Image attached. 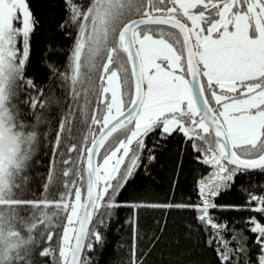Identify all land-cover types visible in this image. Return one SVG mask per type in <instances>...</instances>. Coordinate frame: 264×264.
Wrapping results in <instances>:
<instances>
[{
  "label": "snow or ice",
  "instance_id": "6c2138e0",
  "mask_svg": "<svg viewBox=\"0 0 264 264\" xmlns=\"http://www.w3.org/2000/svg\"><path fill=\"white\" fill-rule=\"evenodd\" d=\"M43 8L41 84L26 71L45 32L40 11L33 0H0V264H98L116 210L143 206L123 200L130 182L176 140L205 170L195 197L147 206L192 214L195 242L185 252L199 259L191 264H264V185L238 183L264 176V0H46ZM57 35L68 44L63 66L50 58ZM6 124L37 133L48 125L43 175L30 174L41 134L22 157ZM237 188L240 204L220 202ZM138 238L133 227L128 264H147L161 240L154 235L137 256Z\"/></svg>",
  "mask_w": 264,
  "mask_h": 264
},
{
  "label": "trees",
  "instance_id": "16d2710c",
  "mask_svg": "<svg viewBox=\"0 0 264 264\" xmlns=\"http://www.w3.org/2000/svg\"><path fill=\"white\" fill-rule=\"evenodd\" d=\"M33 2L37 5L44 20L45 32H42L34 43L32 64L26 71L38 83L44 84L48 80L49 72L43 66L42 58H46L45 49L50 37L47 30L48 17L43 8L46 0H33ZM52 42L56 45L57 50L51 54L50 58L58 66H63L65 62L64 49L68 44L58 35L52 38ZM49 51L51 50L49 49ZM27 122L34 124V116H28ZM58 125L59 117H57L54 127L58 129ZM37 131L41 134L39 136L41 146L31 162L35 164V169H30V174L37 171L40 175H43L46 172V165L50 158V152L45 153L42 147V133L48 131V125L39 126ZM54 135L55 132H52L51 136ZM36 161H39V163H36ZM204 172L203 168L198 169L193 164L189 150L184 149L179 140L174 141L169 146V151L161 157L159 165L154 169H150L147 173H138L134 182H130L131 186L123 194V200L128 205L138 203L143 206L138 209L124 206L116 210L107 232V244L102 250L95 253L98 264H128V258L131 255L133 227H137L139 231L137 256L148 249L154 235L159 234L161 236V240L155 246V249L144 257L147 264H170V262L177 260L181 261L182 264H191V262L198 260L199 257L185 252L195 242V236L188 231L189 225L193 223L192 214L189 211L153 208L147 205L182 202L194 198V184ZM238 183L245 187L250 183L256 184L257 187L254 190L259 192V186L264 185V176L241 177ZM35 187L37 194H42L39 176L36 178ZM243 198L244 195L237 188L224 195L220 202L240 204ZM224 215L229 220H238L243 214L228 212ZM237 227H240V225L238 224ZM161 228H163V232H160ZM177 241H179V246Z\"/></svg>",
  "mask_w": 264,
  "mask_h": 264
},
{
  "label": "clouds",
  "instance_id": "9594fccd",
  "mask_svg": "<svg viewBox=\"0 0 264 264\" xmlns=\"http://www.w3.org/2000/svg\"><path fill=\"white\" fill-rule=\"evenodd\" d=\"M7 127H9L10 130L15 131L16 137L19 141L20 147H21V156L23 157L24 153L27 152L30 144L29 140H31V145L35 146L38 141V133L34 132L32 130H26L25 128H16L15 125L6 124Z\"/></svg>",
  "mask_w": 264,
  "mask_h": 264
}]
</instances>
